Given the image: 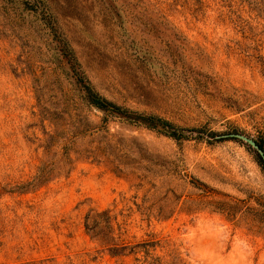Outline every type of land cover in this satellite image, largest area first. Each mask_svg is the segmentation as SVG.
<instances>
[{
    "label": "rangeland",
    "instance_id": "obj_1",
    "mask_svg": "<svg viewBox=\"0 0 264 264\" xmlns=\"http://www.w3.org/2000/svg\"><path fill=\"white\" fill-rule=\"evenodd\" d=\"M260 144L264 0H0V264H264Z\"/></svg>",
    "mask_w": 264,
    "mask_h": 264
},
{
    "label": "trees",
    "instance_id": "obj_2",
    "mask_svg": "<svg viewBox=\"0 0 264 264\" xmlns=\"http://www.w3.org/2000/svg\"><path fill=\"white\" fill-rule=\"evenodd\" d=\"M80 81H82V79H80ZM84 84L82 86L85 92V97L88 99L90 103L100 108L101 110L110 112V113H115L120 116H124L127 120L131 122L141 123L150 128H157V127L161 128L162 127L168 133H170V135H174V136L176 135L173 131L167 129V128H170V124L167 123L166 121L160 118H156L154 116H143L142 114L137 113V112L129 111L127 109H121L119 106L115 105L114 103L107 101L106 99L100 97L97 93L92 92L90 87ZM259 149L264 154V145L260 144Z\"/></svg>",
    "mask_w": 264,
    "mask_h": 264
},
{
    "label": "water",
    "instance_id": "obj_3",
    "mask_svg": "<svg viewBox=\"0 0 264 264\" xmlns=\"http://www.w3.org/2000/svg\"><path fill=\"white\" fill-rule=\"evenodd\" d=\"M249 142L252 144V145H256L254 141L252 140H249ZM261 151V150H260ZM262 152V151H261ZM263 153V152H262Z\"/></svg>",
    "mask_w": 264,
    "mask_h": 264
}]
</instances>
